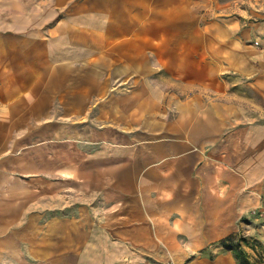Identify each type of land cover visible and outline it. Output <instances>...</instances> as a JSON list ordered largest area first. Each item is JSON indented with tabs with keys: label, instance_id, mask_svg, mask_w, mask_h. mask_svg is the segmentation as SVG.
I'll use <instances>...</instances> for the list:
<instances>
[{
	"label": "crops",
	"instance_id": "crops-1",
	"mask_svg": "<svg viewBox=\"0 0 264 264\" xmlns=\"http://www.w3.org/2000/svg\"><path fill=\"white\" fill-rule=\"evenodd\" d=\"M242 1L0 0V264L264 248V21Z\"/></svg>",
	"mask_w": 264,
	"mask_h": 264
},
{
	"label": "trees",
	"instance_id": "trees-1",
	"mask_svg": "<svg viewBox=\"0 0 264 264\" xmlns=\"http://www.w3.org/2000/svg\"><path fill=\"white\" fill-rule=\"evenodd\" d=\"M256 238L244 234V232H237L227 236L223 243L234 250L237 264H262L261 260L251 257L247 246H254ZM264 264V263H263Z\"/></svg>",
	"mask_w": 264,
	"mask_h": 264
},
{
	"label": "rangeland",
	"instance_id": "rangeland-1",
	"mask_svg": "<svg viewBox=\"0 0 264 264\" xmlns=\"http://www.w3.org/2000/svg\"><path fill=\"white\" fill-rule=\"evenodd\" d=\"M242 2L246 5L247 8H249L248 9L249 13H248V15H246L247 18H249L250 20L255 21V22L256 21H261V22L264 21V5L263 4L255 3V2L253 3L252 0H243ZM250 9L256 10V13L251 12ZM260 45H261L260 46L261 49H264V42L263 41L260 42ZM256 244L259 246V250L256 253L251 252V251H249V252H250L252 258L261 260V262L263 264L264 263V248L261 247V244L258 242V240L254 242V246H256ZM254 246L249 245V246H247V248L248 247H254ZM248 250H249V248H248Z\"/></svg>",
	"mask_w": 264,
	"mask_h": 264
},
{
	"label": "built area",
	"instance_id": "built-area-1",
	"mask_svg": "<svg viewBox=\"0 0 264 264\" xmlns=\"http://www.w3.org/2000/svg\"><path fill=\"white\" fill-rule=\"evenodd\" d=\"M256 44H259V40L255 41ZM166 264H171L170 262L166 263Z\"/></svg>",
	"mask_w": 264,
	"mask_h": 264
}]
</instances>
